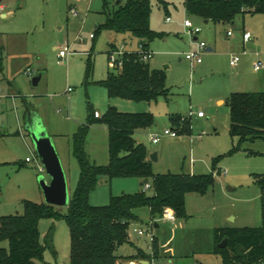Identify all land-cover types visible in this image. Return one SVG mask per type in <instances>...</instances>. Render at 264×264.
Instances as JSON below:
<instances>
[{
    "label": "rangeland",
    "instance_id": "rangeland-1",
    "mask_svg": "<svg viewBox=\"0 0 264 264\" xmlns=\"http://www.w3.org/2000/svg\"><path fill=\"white\" fill-rule=\"evenodd\" d=\"M125 1L118 0L121 4ZM161 1H165L164 7L160 1L151 0L149 26L160 36L149 42L153 55L148 63L165 71L169 96H159L148 103L110 98L99 83L107 71L117 72L109 61V45L116 50L134 48L122 46L127 33H95V26L105 21V14L117 9V0H0V14H5L0 17L4 46L0 79V216L23 214L24 202L40 205L45 201L38 179L44 176L48 182L50 177L25 129L26 111L37 115L51 137L66 176L69 197L75 193L79 179L71 143L77 126L91 120L85 152L91 161L105 166L110 159L108 127L93 121V112L102 117L113 106L119 112L150 113L151 127L136 131L133 138L145 145L148 156L155 154L156 159L150 161L153 174H208L214 183L203 195H185V218L150 219L148 208L138 207L137 220L128 228L132 243L118 248L115 264L135 261L124 255V248L132 244L148 255L156 252L155 264H222L221 257L213 253V230L257 227L262 223L260 189L254 176L264 173V139L240 143L231 137L230 109L216 100H227L235 91H264V14L244 13L236 16L232 24H204L186 13L184 0ZM185 20L199 27L200 32L192 35L184 26ZM242 28L250 32V40H242ZM228 30L232 36H227ZM199 41L211 51L204 50L201 64L193 68L184 54L195 51ZM63 46L69 54L59 60L58 51ZM234 56L239 62L233 68L229 60ZM258 62L263 66L254 71ZM33 77H39L37 84H33ZM198 112L204 116L198 117ZM176 114L188 118L190 131L174 137L165 135V130L177 128L169 120ZM152 135L157 142L150 141ZM27 158L35 161L26 162ZM143 180L139 176L102 177L90 192L88 203L106 206L112 196L137 191L152 196V179H148V188ZM54 212L56 216L37 220L39 244L43 246L45 236L51 233L52 246L45 247L42 261L35 260L36 264H69L70 237L64 220L67 207H55ZM138 228L154 238L136 235L133 230ZM0 248L6 250L8 242L0 241Z\"/></svg>",
    "mask_w": 264,
    "mask_h": 264
},
{
    "label": "trees",
    "instance_id": "trees-1",
    "mask_svg": "<svg viewBox=\"0 0 264 264\" xmlns=\"http://www.w3.org/2000/svg\"><path fill=\"white\" fill-rule=\"evenodd\" d=\"M158 1L165 6V1ZM184 7L188 15L215 24L232 23L236 16L244 13L264 14V0H184ZM150 10L151 0H126L123 4L119 3L112 14H105V21L95 27V33L102 30L129 33L148 48L149 42L160 36L149 26ZM122 64L116 73L109 72L99 82L110 98L121 97L148 103L159 96L166 98L168 87L164 70L152 68L150 63L141 61L135 52L126 54ZM90 69L88 60L87 71ZM226 104L230 109L231 137L240 143L264 139V91L232 92ZM91 118L108 127L110 159L108 164L100 166L88 158L84 141L91 120L78 125L71 143L72 155L79 168V179L75 193L69 197L64 216L70 237L69 264H115L119 258L117 249L129 242L128 228L137 220L135 210L138 207L146 206L150 219L162 217L165 208L171 209L174 218H185V195L205 194L212 187L214 178L208 174L185 172L153 174L145 145L133 138L136 131L151 127L153 116L150 113L119 112L109 106L102 117H95L93 112ZM169 120L177 127L174 129L177 134L190 131L187 117L176 114L171 115ZM121 176H139L147 182L151 178L153 195L148 196L144 191L122 193L112 196L106 206L89 205V194L98 179ZM254 183L260 189L262 223L257 227H216L213 230V253L221 257L222 264L264 262V173L255 175ZM24 207L23 214L0 216V241L8 242L6 250L0 248V264H36L35 260L42 261L45 247L52 246L51 233L45 236L43 246L39 244L37 220L44 216H56V206L28 201L24 202ZM223 240L225 245L220 248L218 244ZM150 257L137 249L136 254L126 256V259ZM153 257H157L156 252Z\"/></svg>",
    "mask_w": 264,
    "mask_h": 264
},
{
    "label": "water",
    "instance_id": "water-1",
    "mask_svg": "<svg viewBox=\"0 0 264 264\" xmlns=\"http://www.w3.org/2000/svg\"><path fill=\"white\" fill-rule=\"evenodd\" d=\"M117 3H119L118 0ZM206 22L207 20H205V23ZM38 79L39 77H33V84H37ZM26 113L25 129L28 130L30 134L32 144L34 145L37 157L41 160L42 167L50 177L48 182L45 180L44 176L38 179L39 186L44 194V202L56 207H67L69 194L66 176L64 175L61 161L57 156L54 144H52V139L48 135L46 129L41 125L37 115L29 111H26ZM148 157H150L151 161L156 159L154 153L150 154ZM144 182L147 181L144 180ZM154 226H157V224H154ZM224 245L225 240L218 244L220 248L224 247ZM261 264H264V262Z\"/></svg>",
    "mask_w": 264,
    "mask_h": 264
},
{
    "label": "built area",
    "instance_id": "built-area-1",
    "mask_svg": "<svg viewBox=\"0 0 264 264\" xmlns=\"http://www.w3.org/2000/svg\"><path fill=\"white\" fill-rule=\"evenodd\" d=\"M1 10H3V6L2 5H0V11ZM71 12L73 13V14H75L76 12H75V10L73 9V8H71ZM167 20H170V18H167ZM184 26L189 30V31H191V34L192 35H195L196 33H199L200 31V28L199 27H193V25H192V23L189 21V20H185L184 21ZM231 34V31H228V35H230ZM90 37H94V34H91L90 33ZM250 38H251V34H250V32H248V31H244L243 32V34H242V39H243V41L245 42V41H248V40H250ZM122 46H123V44H122ZM196 50L195 51H191V52H189V53H185L184 54V58L188 61V62H190L191 63V65L192 66H195L196 64H198V63H201V54H202V52L205 50V48H206V46H205V43L203 42V41H199L198 43H197V45H196ZM132 52H135L137 55H138V57H139V59L141 60V61H144V62H148V60H149V58H151L152 57V55H153V53H152V51L150 50V48H147V47H145L144 46V44L143 43H138L137 44V47H136V49H134V51H125V50H122V49H118V50H116V49H114V48H112L109 52H108V56H109V61H110V64L114 67V68H116L117 70L118 69H120L122 66H123V64H122V61H123V57L126 55V54H129V53H132ZM69 53H68V50H67V47L66 46H63V47H61L60 49H59V51H58V58H59V60H62V59H64V58H66V56L68 55ZM238 58L236 57V56H234V57H231L230 58V64L232 65V66H235L237 63H238ZM262 64L260 63V62H258L257 64H255L254 65V70H259L260 68H262ZM94 116L95 117H98L99 116V114L97 113V112H94ZM198 116H203V113L202 112H198ZM164 134L165 135H170V136H172V137H174V136H176L177 135V133H176V131L175 130H169V129H167V130H165L164 131ZM150 141H153V142H157V137L156 136H154V135H152L151 137H150ZM33 161H35L33 158H27L26 159V162H33ZM224 173H226V171H224ZM145 187L146 188H148L149 187V185L147 184V183H145ZM162 217H164L165 219H170V220H175V218H174V215H173V212L171 211V209L169 208H165L164 210H163V212H162ZM151 226V225H150ZM135 233H136V235H143V234H145V235H147V236H149V238H151V239H153L154 237L153 236H151V235H149V233H147V230H144V229H141V228H138V229H134L133 230ZM154 259H155V257H153V256H151L149 259H146V264H155L154 263ZM130 262H132V261H130ZM134 262V264H141V262L139 261H137V260H135V261H133ZM128 263V262H127Z\"/></svg>",
    "mask_w": 264,
    "mask_h": 264
},
{
    "label": "crops",
    "instance_id": "crops-1",
    "mask_svg": "<svg viewBox=\"0 0 264 264\" xmlns=\"http://www.w3.org/2000/svg\"><path fill=\"white\" fill-rule=\"evenodd\" d=\"M0 17H2V18H4L5 17V14H0ZM201 19V18H200ZM202 20V22L204 23V24H210L211 22L210 21H208L207 20V22L205 23V20H203V19H201ZM234 22V21H233ZM232 22V23H233ZM232 23H230V24H232ZM218 24H221V23H218ZM97 26V25H96ZM95 26V27H96ZM200 31V30H199ZM228 31H230V30H228ZM228 31H227V36H232L233 35V33H232V31H231V34L230 35H228ZM242 31L244 32V31H246V30H244L243 28H242ZM243 40V39H242ZM193 41H196V37H194L193 38ZM122 44H123V46H131V45H134L133 47V50L132 51H134V49H136V47H137V44H138V40L136 39V38H132L131 37V35L129 34V33H127V34H125V36H124V38H123V40H122ZM196 45H197V43H196ZM110 47H109V49L111 48H114V46L113 45H109ZM149 46V45H148ZM4 48V46H3V37L2 36H0V60H1V70H0V79H3V77L1 76V75H3V67H2V64H3V56H2V49ZM210 49V50H209ZM53 50H55V48H53ZM205 51H207V52H210L211 51V48H209V47H206L205 48ZM239 60V59H238ZM237 60V61H238ZM230 61V60H229ZM239 62V61H238ZM201 63H198V65H200ZM197 65V64H196ZM196 65L195 66H193V68L194 67H196ZM231 65V64H230ZM237 65V64H236ZM236 65L235 66H232L233 68L234 67H236ZM150 66L152 67V68H156V67H154L153 65H151L150 64ZM114 68V67H113ZM254 68V67H253ZM115 70H117L116 68H114ZM156 69H159V68H156ZM118 71V70H117ZM254 71H256V70H254ZM257 71H259V70H257ZM109 72L107 71V74H108ZM116 73V72H115ZM39 80V79H38ZM167 86V85H166ZM168 87V86H167ZM235 92H237V91H235ZM167 96L166 97H168L169 96V87H168V92H167ZM226 101L227 100H224L223 98H221V97H218L217 98V100H216V103H218L219 105L220 104H223V103H226ZM100 116V115H99ZM204 116V115H203ZM203 116H198V117H200V118H202ZM26 119V118H25ZM148 159L150 160V157H148ZM151 161V160H150ZM191 170L192 171H194L193 170V168H191ZM189 173V172H188ZM191 173V172H190ZM192 174V173H191ZM174 221V220H173ZM131 242V241H130ZM129 242V243H130ZM132 243V242H131ZM126 244H128V243H126ZM125 245V244H124ZM121 248V247H120ZM119 248V249H120ZM137 249L138 248H136L135 246H133V244L127 249V248H124V251L126 252L124 255H127V256H129V255H134V254H136L137 253ZM140 249V248H139ZM138 249V250H139ZM118 250V249H117ZM129 250V251H128ZM138 262L140 261L141 262V264H146V259H142V258H139V260H137ZM126 262V264H127V262L128 261H125ZM117 263H121V264H125L124 262H122V261H118Z\"/></svg>",
    "mask_w": 264,
    "mask_h": 264
},
{
    "label": "bare ground",
    "instance_id": "bare-ground-1",
    "mask_svg": "<svg viewBox=\"0 0 264 264\" xmlns=\"http://www.w3.org/2000/svg\"><path fill=\"white\" fill-rule=\"evenodd\" d=\"M129 264H134V262H129Z\"/></svg>",
    "mask_w": 264,
    "mask_h": 264
}]
</instances>
